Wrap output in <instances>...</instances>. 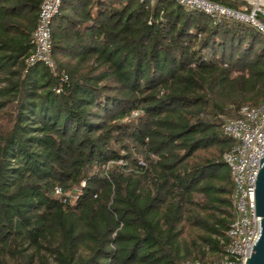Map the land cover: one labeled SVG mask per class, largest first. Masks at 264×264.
Here are the masks:
<instances>
[{"label": "trees", "instance_id": "trees-1", "mask_svg": "<svg viewBox=\"0 0 264 264\" xmlns=\"http://www.w3.org/2000/svg\"><path fill=\"white\" fill-rule=\"evenodd\" d=\"M40 1L0 0V264H215L223 117L264 103V36L173 0H61L50 71L25 62Z\"/></svg>", "mask_w": 264, "mask_h": 264}, {"label": "built area", "instance_id": "built-area-1", "mask_svg": "<svg viewBox=\"0 0 264 264\" xmlns=\"http://www.w3.org/2000/svg\"><path fill=\"white\" fill-rule=\"evenodd\" d=\"M173 1L186 10L206 15L211 23L235 21L255 28L264 36V0H240L237 8L210 0ZM60 3L61 0L40 1L35 25L30 34L32 47L25 58L27 64L39 63L49 69L53 68L50 24ZM222 131L234 142L222 154L232 181L231 218L225 230L227 241L223 254L215 264H244V258L250 255L259 234L260 217L254 215L253 193L260 159L264 154V103L240 106L236 117L224 120ZM139 163L142 164L141 161ZM82 185L83 182H80V186ZM53 192L59 195L61 190L55 186ZM181 264L203 263L186 259Z\"/></svg>", "mask_w": 264, "mask_h": 264}, {"label": "water", "instance_id": "water-1", "mask_svg": "<svg viewBox=\"0 0 264 264\" xmlns=\"http://www.w3.org/2000/svg\"><path fill=\"white\" fill-rule=\"evenodd\" d=\"M254 215L260 217L259 234L254 241L250 255L244 258V264H264V154L254 182Z\"/></svg>", "mask_w": 264, "mask_h": 264}, {"label": "rangeland", "instance_id": "rangeland-1", "mask_svg": "<svg viewBox=\"0 0 264 264\" xmlns=\"http://www.w3.org/2000/svg\"><path fill=\"white\" fill-rule=\"evenodd\" d=\"M99 1L100 0H96V2L94 1V2H92V4H91V6H90V8H89V10H90V12L91 13H93V11H94V9L95 8H97V7H102V3H100L99 4ZM105 2H108V3H110V4H113V5H115L116 7H118V4L117 3H114V1L113 0H104ZM153 2V1H152ZM150 0H149V3L151 4L152 3ZM240 5V4H239ZM239 5H238V7H239ZM53 66H54V64H53ZM53 69L54 68H52V69H49L50 71H53ZM134 113H137V111H133L132 113H131V115L133 116V115H135ZM226 118L225 117H223V120H225ZM213 152H215V148H213V147H210L209 149H207V150H199L197 153L200 155V157H205V156H208L209 155V153H213ZM119 153L120 154H125V152L123 151V150H119ZM116 164H122V162H119V160L117 161V163ZM111 165H113V163H111V164H109L108 166H111ZM69 195V197L70 198H73L74 197V193L73 192H71V191H66V193H65V195ZM186 231H190V233L192 234V236L188 233V232H186V233H184L183 234V239L185 240V242L187 243V242H189L192 238L191 237H193L195 234H199V232H195V229H192V230H186ZM191 236V237H190ZM182 243V242H181ZM182 245V244H181Z\"/></svg>", "mask_w": 264, "mask_h": 264}]
</instances>
